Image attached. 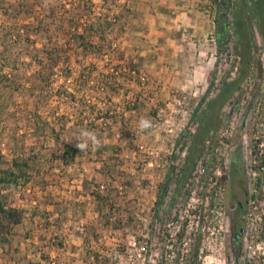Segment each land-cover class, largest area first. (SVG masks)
<instances>
[{"label":"rangeland","instance_id":"obj_1","mask_svg":"<svg viewBox=\"0 0 264 264\" xmlns=\"http://www.w3.org/2000/svg\"><path fill=\"white\" fill-rule=\"evenodd\" d=\"M141 1L148 7L151 0ZM141 12L140 0H0L2 164L16 155L29 166L17 185L1 190L0 198L22 213L17 223L0 216V264H241L246 256H264V181L261 198L247 201L234 258L217 199L205 216L197 193L206 192L214 167L227 165L238 140L245 156L264 157L260 32L254 24L252 56L259 67L253 65L222 102L214 135L181 180L195 128L192 109L204 106L222 77L235 75L233 35L218 46L207 28L190 34V25L182 32L177 25H158L150 32ZM84 28L100 32L91 37L99 46L95 54H83L72 40L71 33ZM54 45L61 57L52 72H35L30 54ZM88 69L95 77L85 80ZM141 117L152 123L144 132ZM85 129L102 146L90 145L64 163L62 143L76 144ZM184 208L188 220L176 221ZM139 242L147 249L137 255Z\"/></svg>","mask_w":264,"mask_h":264},{"label":"trees","instance_id":"obj_2","mask_svg":"<svg viewBox=\"0 0 264 264\" xmlns=\"http://www.w3.org/2000/svg\"><path fill=\"white\" fill-rule=\"evenodd\" d=\"M209 2L211 3V6L214 7L212 18L214 26L212 32L215 37L216 44L219 46L221 42L224 43L228 41L230 34H232V51L238 57V63L236 66H233L235 75L231 78H226V76L222 77L216 92L205 101L204 106L200 108L195 106L192 109L191 117L195 122V128L190 134V142L187 145V152L183 157L184 162L178 173L181 180H183V177L186 176L193 168L194 162L196 161L197 155L199 154L204 141L214 135L213 131L215 130L218 122V114L222 102L227 99L232 91H234L237 87L239 88L240 81L245 77V75H247L249 69L253 65H256L257 68L259 67L258 63L253 60L252 56V52L255 47L253 30L254 24L264 40V17H257L256 14L251 12L252 3L247 4L246 0H240L239 2L237 0H209ZM248 13L251 15L246 16ZM94 33L100 32L97 30H93V32H91L90 30L84 28L79 32L71 33L72 40L77 45L81 46V51L85 55L89 52L95 54L99 51V46L91 40ZM60 57V48L56 45L51 46L50 48H44L41 51H38L36 48L34 53L30 54V58L36 63L39 69H36L35 72L43 70V73L45 72L47 75L52 72V68L58 63ZM213 72L214 71H212V73ZM81 74L82 73L78 74V76ZM85 75V80L95 77L92 69H88ZM102 76L104 81H106L107 75L101 73V77ZM211 81L212 78H210L209 83H211ZM107 110V108L104 109V111ZM49 128L50 133L54 137H57L58 132L54 130L53 126H50ZM79 152L80 150L76 147V144L65 141L61 145L60 156L64 163H68ZM2 156H4V154L0 151V195L1 190L7 187V185H17L19 181L18 179L29 167L27 158L18 159L16 155H11L12 157H10V160L5 165L2 164ZM210 158L211 156L207 158V161H209ZM167 182L168 177L166 176L160 185L156 203H159L162 199ZM92 194L99 200L103 199L97 191H93ZM21 211L22 209L17 208L15 205L8 204L5 200L0 198V216L7 222H19L22 213ZM127 220L129 222L131 221V217L129 215L127 216ZM259 263L264 264V256H260V258H258V256L257 258H249L246 256L241 261V264Z\"/></svg>","mask_w":264,"mask_h":264},{"label":"flooded vegetation","instance_id":"obj_3","mask_svg":"<svg viewBox=\"0 0 264 264\" xmlns=\"http://www.w3.org/2000/svg\"><path fill=\"white\" fill-rule=\"evenodd\" d=\"M249 2L252 3L251 12L257 17H264V0H249ZM244 149L238 140L230 153L227 165L220 166L216 171V167H214V171L208 174L207 180H205L206 192L203 189L197 192L205 200V216L209 215V209L216 203V206L222 209L226 216L229 255L232 258L239 250L247 201L251 195L261 198L264 181V168L260 169L264 163V157L245 156ZM215 198L217 199L216 203L214 202ZM200 213L201 207L198 206L197 215ZM200 220L202 221V219Z\"/></svg>","mask_w":264,"mask_h":264},{"label":"crops","instance_id":"obj_4","mask_svg":"<svg viewBox=\"0 0 264 264\" xmlns=\"http://www.w3.org/2000/svg\"><path fill=\"white\" fill-rule=\"evenodd\" d=\"M203 1L205 0H151L147 6H143V2L140 0V9L142 15L146 20V28L150 32H154L158 25L178 26V31L182 32L185 25L192 27V32H202L203 29L207 28L209 31L213 30V6L207 4L208 8L203 9ZM209 2V0H207ZM204 10L206 12L204 13ZM206 14L207 18L204 21L202 14ZM162 19V20H161ZM201 27L203 29H201ZM201 29V30H200ZM213 34V33H212ZM194 43L193 53L200 51L197 48V43ZM181 49V45L177 47ZM184 53H179V55Z\"/></svg>","mask_w":264,"mask_h":264},{"label":"clouds","instance_id":"obj_5","mask_svg":"<svg viewBox=\"0 0 264 264\" xmlns=\"http://www.w3.org/2000/svg\"><path fill=\"white\" fill-rule=\"evenodd\" d=\"M151 127V121L147 118L141 117L139 121V130L144 132L149 130ZM66 141L70 142L71 140ZM76 142V147L82 152L89 150L90 145L92 149H98L102 146L101 140L97 137L96 133L87 129L80 132L79 138L76 140Z\"/></svg>","mask_w":264,"mask_h":264},{"label":"built area","instance_id":"obj_6","mask_svg":"<svg viewBox=\"0 0 264 264\" xmlns=\"http://www.w3.org/2000/svg\"><path fill=\"white\" fill-rule=\"evenodd\" d=\"M190 210H191V208H190ZM177 211H179V209L177 210ZM185 211V212H184ZM187 211H188V209L187 208H184L183 209V212H184V214L183 215H185V217L183 216V215H180L179 214V212L176 214V221H178V217L180 216L181 218H183L184 220H188V219H186V216H188L189 214L187 213ZM179 229V228H178ZM134 243V242H133ZM136 249H137V255H139V254H141V253H144L145 251H146V243L145 242H139L138 244H137V246H136ZM127 254H129L128 255V257H130V255H131V252H129V253H127L126 252V255ZM127 257V258H128Z\"/></svg>","mask_w":264,"mask_h":264}]
</instances>
